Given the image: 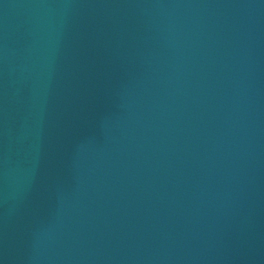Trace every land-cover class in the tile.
Masks as SVG:
<instances>
[{"label": "water", "instance_id": "1", "mask_svg": "<svg viewBox=\"0 0 264 264\" xmlns=\"http://www.w3.org/2000/svg\"><path fill=\"white\" fill-rule=\"evenodd\" d=\"M0 264H264V0H0Z\"/></svg>", "mask_w": 264, "mask_h": 264}]
</instances>
